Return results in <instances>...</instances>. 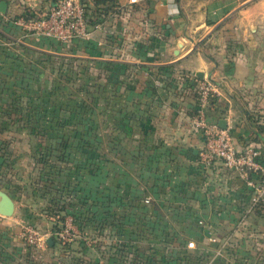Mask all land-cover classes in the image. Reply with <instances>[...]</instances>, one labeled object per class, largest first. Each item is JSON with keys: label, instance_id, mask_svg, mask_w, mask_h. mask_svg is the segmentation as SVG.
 I'll return each instance as SVG.
<instances>
[{"label": "crops", "instance_id": "0c3cea01", "mask_svg": "<svg viewBox=\"0 0 264 264\" xmlns=\"http://www.w3.org/2000/svg\"><path fill=\"white\" fill-rule=\"evenodd\" d=\"M5 1L2 22L11 13L41 12L51 4ZM82 1L101 18L88 40L41 37L29 48L47 57L37 58L46 77L55 56H68L77 68L78 95L100 97L92 110L100 112L105 132L102 164L116 167L123 195L149 198L143 201L150 221L167 229L161 253L171 264L178 257L188 264L191 254L198 264H264V208L241 219L252 188L219 161L200 164L203 138L192 122L197 83L208 79L216 94L207 119L218 126L224 119L236 147L254 145L264 159V0H117L107 11ZM95 71L100 89L93 85ZM138 200L139 207L140 195ZM1 217L0 264H30V250L1 231L8 223ZM188 240L196 248H187Z\"/></svg>", "mask_w": 264, "mask_h": 264}, {"label": "rangeland", "instance_id": "374dc122", "mask_svg": "<svg viewBox=\"0 0 264 264\" xmlns=\"http://www.w3.org/2000/svg\"><path fill=\"white\" fill-rule=\"evenodd\" d=\"M41 12H31L27 20ZM19 14L0 22V128H7L0 132V189L15 202L10 216L0 215L8 220L1 231L23 241L30 264H171L169 257L161 256L167 229L150 221L144 194L123 195L116 167L102 164L105 132L100 112L92 110L100 97L78 95L77 68L64 59L68 56H55L56 66L49 70L46 65L47 77L39 71L40 54L29 45L42 38L24 27L26 20ZM95 72L93 85L100 89V73ZM112 142L108 144L114 152L116 140ZM121 200L125 206H118ZM104 208L108 211L103 216L110 218H116L114 211L121 212L123 223L118 232L110 224L101 237L89 230L90 217L99 218ZM128 214L131 223L140 222L127 225ZM27 227L55 236L56 243L28 244L21 236ZM187 259L198 264L200 258L191 254Z\"/></svg>", "mask_w": 264, "mask_h": 264}, {"label": "built area", "instance_id": "2783aa9c", "mask_svg": "<svg viewBox=\"0 0 264 264\" xmlns=\"http://www.w3.org/2000/svg\"><path fill=\"white\" fill-rule=\"evenodd\" d=\"M132 3L138 0H129ZM24 19V18H23ZM23 23L24 27L31 30L36 37H47L66 43L73 40H88L93 30L100 28L101 22L94 25L87 21L85 5L82 0H56L49 8L36 17L33 21ZM264 62V53L262 56ZM216 89L208 79H200L197 83V104L193 117L194 127L198 129L203 138V144L198 151V161L207 168L215 162H221L226 168L238 174L245 183L252 188L247 211H250L259 201H264V159L261 151L254 145L238 148L230 136L229 129L220 128L211 123L206 116V108L215 96ZM149 198H145L148 202ZM202 223V221H199ZM209 240L216 241L209 229ZM22 238L33 246H41L50 236L37 234L30 228H25ZM63 237V232H59ZM47 244V243H46ZM186 247L196 248L194 240H188ZM220 254V250L216 251Z\"/></svg>", "mask_w": 264, "mask_h": 264}, {"label": "trees", "instance_id": "16d2710c", "mask_svg": "<svg viewBox=\"0 0 264 264\" xmlns=\"http://www.w3.org/2000/svg\"><path fill=\"white\" fill-rule=\"evenodd\" d=\"M56 0H51V4L52 3H54ZM116 2H117V0H93V5H94V7H99V6H104L102 9L104 10V11H107L109 8H111L112 6H115L116 5ZM31 12L29 11V10H24L21 14H19V16L20 17H23L24 19H28V18H30L31 17V14H30ZM19 16H16L15 18H18ZM85 16H86V18H87V21L90 23V24H92V25H94V24H96V23H100L101 22V18H100V15H99V13L98 12H94V11H87V9H86V6H85ZM0 22H2V19L0 18ZM3 35V33L2 32H0V36H2ZM115 65H117V64H115ZM119 66H121V65H119ZM117 67V66H116ZM19 103H20V101H19ZM11 117L12 116H10V119H11ZM5 129H7L5 126H3L2 128H0V132L1 131H3V130H5ZM84 151H87V150H84ZM91 152H92V150H89L88 151V154H89V156L88 157H91ZM93 153V152H92ZM97 155V154H96ZM99 156H100V154H99ZM87 157V154L85 153V158H88ZM57 161H62L61 159L60 160H57ZM106 188V190L108 189L107 187H105ZM108 191V190H107ZM144 201H145V197H144ZM125 203H123L122 202V200H121V202H119L118 203V206H125L124 205ZM262 208H264V201H259L257 204H255L254 206H253V208L251 209L252 211H260V209H262ZM105 210L103 211V212H101V215H100V217L98 218L97 216L95 217V218H93V217H90V220H92L91 221V227L89 228V230H95V233L96 234H102L103 233V231H106L107 229V227L110 225V224H113V225H116V228L114 227V230L113 231H116V232H118V229H120L121 227H122V223H123V221H122V217L123 216H120L121 215V212H118V211H114L113 212V216L114 217H116V218H113V217H108V216H103V214L106 212V211H108V209L107 208H104ZM157 210L155 209V207H154V209H153V212H156ZM50 212H51V210H50ZM156 215H157V213H156ZM109 218V219H108ZM134 219V218H133ZM132 219V220H133ZM114 221H117V223L116 222H114ZM140 221L138 220V221H133L132 223H131V219H130V215L128 214L127 216H126V224L128 225V224H132V225H137V223H139ZM138 227H140V226H138ZM51 238H52V241H53V243H52V245L54 244V243H56V239H55V236H53V235H51L50 236ZM162 240H163V238H162ZM163 242H164V240H163ZM51 245V246H52ZM161 256H164V254L163 253H161ZM165 257V256H164ZM170 258V257H169ZM177 261H179L178 262V264H181L180 263V261L182 262V259L180 258V257H178V258H175ZM170 260H171V258H170Z\"/></svg>", "mask_w": 264, "mask_h": 264}, {"label": "water", "instance_id": "95a60500", "mask_svg": "<svg viewBox=\"0 0 264 264\" xmlns=\"http://www.w3.org/2000/svg\"><path fill=\"white\" fill-rule=\"evenodd\" d=\"M7 8V2L5 0H0V13H5ZM199 78H202V74L200 72L197 73ZM219 126L222 129L226 128V123L224 119H221L219 122ZM15 207V202L12 197L3 189H0V215L10 216ZM46 243L48 245H52L53 241L51 237L46 239Z\"/></svg>", "mask_w": 264, "mask_h": 264}]
</instances>
